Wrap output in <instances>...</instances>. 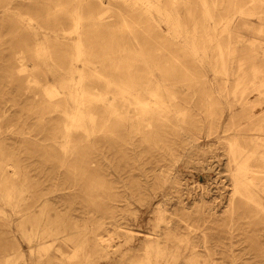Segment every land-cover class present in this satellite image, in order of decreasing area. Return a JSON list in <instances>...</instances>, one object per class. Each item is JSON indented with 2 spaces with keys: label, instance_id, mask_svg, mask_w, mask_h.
Segmentation results:
<instances>
[{
  "label": "rangeland",
  "instance_id": "1",
  "mask_svg": "<svg viewBox=\"0 0 264 264\" xmlns=\"http://www.w3.org/2000/svg\"><path fill=\"white\" fill-rule=\"evenodd\" d=\"M157 5L147 15L135 0H0V264H121L127 232L139 238L156 228L154 207L171 192L159 189L157 169L166 164L165 149L182 138L172 133L171 113L167 123L118 100L113 114L123 84L135 85L153 107L158 98L147 91L163 85L159 99L199 136L191 148L176 147L177 191L201 193L224 207L220 155L233 139L226 91L239 76L241 50L264 57V0ZM77 14L89 67L74 61ZM38 42L50 53L47 66L37 58ZM46 69L82 72L91 129L71 121L60 77ZM239 145L263 171L264 144ZM254 184L264 198V174ZM234 202L231 218L216 215L205 223L218 251L215 264H264V205L245 194Z\"/></svg>",
  "mask_w": 264,
  "mask_h": 264
},
{
  "label": "bare ground",
  "instance_id": "2",
  "mask_svg": "<svg viewBox=\"0 0 264 264\" xmlns=\"http://www.w3.org/2000/svg\"><path fill=\"white\" fill-rule=\"evenodd\" d=\"M135 1L144 6L147 15H150V10L159 11L158 0ZM15 2L16 0H9V4ZM165 17L167 20L169 19L167 13ZM75 21L76 26L73 31L76 35L74 61L81 62L82 65L89 67L92 63L86 58L82 42L78 37L79 28L81 27L80 14H77ZM37 30L40 29L37 28ZM217 48L221 51V46L218 45ZM240 52L241 58L237 60L238 69L235 71V74L239 76L233 89L226 91L229 130L233 139L226 140L228 150H222L220 155L225 161L223 170L225 172V184L228 189L222 209L218 208L214 201H208L201 193L197 196L190 194L188 196L184 192L177 191L181 179L179 176L173 175L180 158L175 154V151L178 150L176 147L191 148L196 145L199 136L186 127L183 118L173 110L171 105L167 106L164 104V100L159 99V92L164 90L163 85L154 83L147 91L148 96L151 98H158L154 102V107L148 106L140 100L135 85L123 84L119 86L118 95L113 97V114L117 112L115 104L118 100L139 108L143 116L156 113L159 118L164 119L167 123L169 122L168 113H171L173 116L172 133H176L182 138L180 144L175 145L174 149H172V146L165 149L167 154L166 164L163 168L157 169L161 176L159 189L161 191H164L165 188L171 190L170 193L163 194L154 207V211L158 214V224L152 232L139 238L133 232H127L128 235L123 244L127 248L120 252L121 264H180V262L181 264H215L218 251L215 246L210 244L204 231L208 219L216 215L226 217L228 214H231L229 215L231 218L234 211V200L237 195L245 194L246 197L255 200L256 204L264 205V198L257 194V188L254 184V177L260 173L264 174V170H259V166L253 162L256 159L254 154H245L239 145L240 141L246 142L247 140L264 144V57H256L255 51L249 48ZM36 55L44 64L50 60V53L42 42L36 44ZM46 71L52 73L54 77H60L61 91L73 106L71 121L79 119L81 122L80 127L86 130L91 129L94 117L88 115L83 109V99L86 92L84 91V75L82 72H77L76 69H69L66 74L58 69H46ZM47 93L50 96L53 95L51 90ZM250 94H255L253 100L248 99ZM256 109L260 110L255 112ZM143 122H145L143 126L149 129L151 123L148 121ZM4 199L10 201L12 197L7 195ZM174 199L175 203L172 202ZM145 201L147 206L153 205L152 198L149 197ZM178 212L181 213L178 214ZM181 225H183V228ZM117 228L119 229V226ZM136 239L139 240L138 245L135 244ZM29 241H33V238Z\"/></svg>",
  "mask_w": 264,
  "mask_h": 264
}]
</instances>
